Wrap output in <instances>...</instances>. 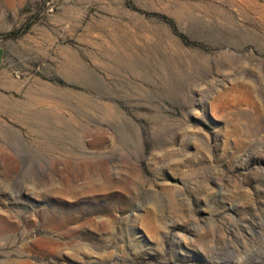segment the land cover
<instances>
[{
	"label": "rangeland",
	"instance_id": "374dc122",
	"mask_svg": "<svg viewBox=\"0 0 264 264\" xmlns=\"http://www.w3.org/2000/svg\"><path fill=\"white\" fill-rule=\"evenodd\" d=\"M0 56V264H264V0H0Z\"/></svg>",
	"mask_w": 264,
	"mask_h": 264
},
{
	"label": "crops",
	"instance_id": "0c3cea01",
	"mask_svg": "<svg viewBox=\"0 0 264 264\" xmlns=\"http://www.w3.org/2000/svg\"><path fill=\"white\" fill-rule=\"evenodd\" d=\"M0 64H1V56H0Z\"/></svg>",
	"mask_w": 264,
	"mask_h": 264
},
{
	"label": "bare ground",
	"instance_id": "6f19581e",
	"mask_svg": "<svg viewBox=\"0 0 264 264\" xmlns=\"http://www.w3.org/2000/svg\"><path fill=\"white\" fill-rule=\"evenodd\" d=\"M59 192V191H58Z\"/></svg>",
	"mask_w": 264,
	"mask_h": 264
}]
</instances>
